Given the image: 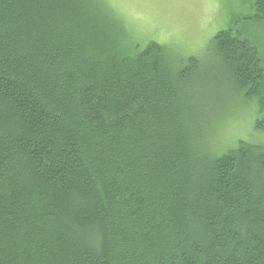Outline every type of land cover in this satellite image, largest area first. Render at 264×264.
Returning a JSON list of instances; mask_svg holds the SVG:
<instances>
[{
	"label": "trees",
	"instance_id": "obj_1",
	"mask_svg": "<svg viewBox=\"0 0 264 264\" xmlns=\"http://www.w3.org/2000/svg\"><path fill=\"white\" fill-rule=\"evenodd\" d=\"M208 47L195 91L201 59L139 49L103 0H0V264H264V144L212 141L231 102L264 131L262 59Z\"/></svg>",
	"mask_w": 264,
	"mask_h": 264
},
{
	"label": "rangeland",
	"instance_id": "obj_2",
	"mask_svg": "<svg viewBox=\"0 0 264 264\" xmlns=\"http://www.w3.org/2000/svg\"><path fill=\"white\" fill-rule=\"evenodd\" d=\"M103 1L119 17L131 43L139 49L143 50L153 42L169 49L179 60L186 61L192 56L201 59L206 68L203 73L195 75V91L202 90L199 88L204 84L202 74L212 80L211 68L219 65L217 58L209 54L208 46L221 31L234 29L244 34L257 48L264 67V19L256 18V0ZM214 74L213 77L219 75L220 71ZM213 83L220 88L226 86H221L223 81L218 77ZM214 91L207 86L199 96L211 101ZM234 95L230 96L232 101L236 98ZM231 103L230 107H212L215 109L212 112V115L215 114L214 120L218 115H229L227 123L215 129L212 140L216 144L215 148L229 149L241 141L264 144V131L257 124L262 118L258 105L247 101Z\"/></svg>",
	"mask_w": 264,
	"mask_h": 264
}]
</instances>
